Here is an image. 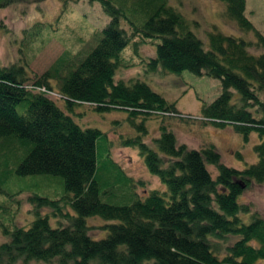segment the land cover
I'll list each match as a JSON object with an SVG mask.
<instances>
[{
    "label": "trees",
    "instance_id": "16d2710c",
    "mask_svg": "<svg viewBox=\"0 0 264 264\" xmlns=\"http://www.w3.org/2000/svg\"><path fill=\"white\" fill-rule=\"evenodd\" d=\"M89 1L99 2L110 17L90 50L66 54L35 80L24 65L0 66V194L14 175L62 178L68 194L64 200L31 197L36 218L29 228L6 231L9 241L0 245V264H260L264 219L239 198L252 183H264V54L254 56L251 44L217 31L208 34L205 48L170 0ZM219 1L241 31L255 30L245 16L246 0ZM15 2L0 0V10ZM257 35V47L264 50V36ZM137 39L160 40L146 73L188 71L220 81V95L203 105L204 124L233 126L245 142L257 133L258 163L237 170L222 164L214 147L193 150L177 143L166 124L191 118L145 82L118 81L121 54ZM52 93L62 97L66 110ZM84 105L99 113L128 111L143 135L149 118L163 117L155 148L141 137L125 145L139 149L166 191L137 194L126 206L102 200L98 142L103 133L75 122L73 115ZM139 119L143 123L136 125ZM209 166L216 168L215 177ZM119 181L134 182L127 176ZM43 209L52 214L42 215ZM51 218L59 220L58 227L51 226ZM90 218L111 222L104 227L107 237H92Z\"/></svg>",
    "mask_w": 264,
    "mask_h": 264
},
{
    "label": "rangeland",
    "instance_id": "374dc122",
    "mask_svg": "<svg viewBox=\"0 0 264 264\" xmlns=\"http://www.w3.org/2000/svg\"><path fill=\"white\" fill-rule=\"evenodd\" d=\"M170 3L185 17L191 31L205 48H208V34L217 31L251 44L248 51L254 56L264 54V50L257 47V33L264 36V0H246L245 16L254 26L252 32L241 31L237 23L228 18L227 5L222 1L170 0ZM109 23L110 17L99 2L16 0L14 4L0 10V66L24 65L29 77L35 80L66 54H77L82 49L90 50L96 35L103 32ZM122 27L128 29L124 22ZM159 43V39L145 43L137 39L130 43L121 54L118 81L127 85L138 80L145 82L154 92L175 104L180 114L191 118H173L166 124L174 132L179 145H186L193 150L214 147L220 154L222 164L237 170L258 163L254 148L261 140L257 133L252 132L248 142H245L233 126L221 129L204 124L203 105L211 104L220 95L219 80L195 76L188 71L162 75L146 73L147 63L156 57ZM34 80L27 84L31 86ZM54 99L59 107L66 110V104L59 94L56 93ZM76 111L79 114L73 117L80 127L97 129L103 133L98 142V177L105 203L126 206L137 199V194L145 195L151 190L166 191L160 179L149 172L139 149L125 145L126 141L141 137L155 148L154 140L160 136L163 117L149 118L145 122L148 134L143 135L132 124L128 111L99 113L88 105L78 107ZM142 123V119L136 120V125ZM209 170L215 177L216 168L209 166ZM121 176L131 177L134 182L127 186L119 181ZM3 190L4 193L0 194V245L9 241L7 230L10 232L15 228L31 226L36 218V206L30 202L31 197L39 195L52 200L68 197L64 180L53 176L14 175L3 186ZM239 202L250 205L252 211L264 219V183H252L242 193ZM41 213L52 214L49 209H43ZM88 221L94 239L107 237L108 231L104 227L111 222L101 218H90ZM58 222L51 218V226L58 227ZM29 264L58 263L33 261ZM260 264H264V261Z\"/></svg>",
    "mask_w": 264,
    "mask_h": 264
},
{
    "label": "built area",
    "instance_id": "2783aa9c",
    "mask_svg": "<svg viewBox=\"0 0 264 264\" xmlns=\"http://www.w3.org/2000/svg\"><path fill=\"white\" fill-rule=\"evenodd\" d=\"M55 94L52 93V96H54Z\"/></svg>",
    "mask_w": 264,
    "mask_h": 264
}]
</instances>
